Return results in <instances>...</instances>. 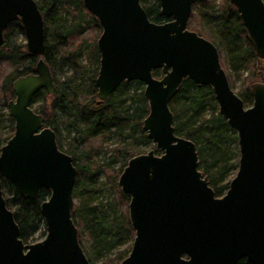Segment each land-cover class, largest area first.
Wrapping results in <instances>:
<instances>
[{
  "label": "water",
  "instance_id": "obj_1",
  "mask_svg": "<svg viewBox=\"0 0 264 264\" xmlns=\"http://www.w3.org/2000/svg\"><path fill=\"white\" fill-rule=\"evenodd\" d=\"M194 0H159L166 18L152 21L140 0H82L95 18L99 67L96 97L103 102L124 81L143 83L148 113L142 130L155 149L128 159L117 185L129 196L134 235L119 264H264V81L250 84L246 106L232 89L216 46L188 28ZM247 39L264 58V0H229ZM12 21L21 24L25 47L36 56L33 72L12 82L7 112L12 136L0 148V264H90L72 220L77 171L62 151L44 114L32 107L41 89L55 91L43 54L44 21L36 0H0V46ZM159 70L161 75L153 76ZM184 79L211 88L218 113L236 132L237 169L220 196L199 169L193 141L174 130L169 103ZM2 179L36 199L45 235L24 242L6 205Z\"/></svg>",
  "mask_w": 264,
  "mask_h": 264
},
{
  "label": "trees",
  "instance_id": "obj_2",
  "mask_svg": "<svg viewBox=\"0 0 264 264\" xmlns=\"http://www.w3.org/2000/svg\"><path fill=\"white\" fill-rule=\"evenodd\" d=\"M140 2L152 21L166 20L159 0ZM36 3L44 21L43 57L52 73L55 91L49 95L39 90L32 104L38 103L34 110L44 114V123L54 131L58 147L72 157L76 168L73 198L77 203L72 209V220L86 257L90 264H119L130 250L134 232L128 219L129 196L120 190L117 179L128 159L141 153H133L131 144L151 143L142 130L148 113L144 86L138 80L124 81L107 100L99 102L95 84L99 67L97 21L82 0ZM187 26L216 46L222 67L226 65L225 72L229 69L234 76L247 73L238 96L246 106L251 105L249 87L258 66L264 72V58L254 53L239 14L229 0H194ZM20 37L21 24L12 21L4 30L0 46V148L14 129V120L6 110L8 100L14 97L12 82L33 72L37 59L27 52ZM160 75L159 70L153 71V76ZM262 77L264 81V74ZM169 108L175 133L194 142L199 169L208 177L215 194L222 195L237 168L239 152L236 132L218 113L211 88L184 79ZM113 139L118 143L106 147ZM102 152L108 154L107 160L98 157ZM116 163L120 165L116 167ZM101 176L104 182L99 181ZM1 184L6 205L19 226L20 238L24 242L33 240L38 223L43 222L39 204L48 192L42 190L38 198L32 199L18 194L7 179H2ZM105 184L111 198L102 196ZM99 259L104 260L97 263ZM236 264L250 263L241 258Z\"/></svg>",
  "mask_w": 264,
  "mask_h": 264
},
{
  "label": "rangeland",
  "instance_id": "obj_3",
  "mask_svg": "<svg viewBox=\"0 0 264 264\" xmlns=\"http://www.w3.org/2000/svg\"><path fill=\"white\" fill-rule=\"evenodd\" d=\"M148 2L151 3V0H148ZM146 5H148V4H146ZM20 40L25 41V40H24V36H23V37H20ZM84 52H86V51L84 50ZM224 69H226V65L224 66ZM227 71H228V72H227ZM227 71H226V72L230 74L229 69H228ZM257 71H258V72H257ZM256 72H257V73H256V76L252 79V81H254V82H255V81H263V77H262V75L264 74V72L261 70V68H259V66H258ZM230 75H231L230 77H231V82H232L231 87H232V89L234 90V92L238 94V93L240 92V90L242 89L243 85H244V78H245V76L247 75V73H246V72H245V73L243 72V73H241V75H239V76H234L233 73H231ZM252 83H253V82H252ZM12 99H13V98H12ZM50 101H51V98L48 97V99H47V101H46V105H47V107H49V103H50ZM39 104H40V103H39ZM37 106H39L38 103H36V104H32L33 109H36ZM6 110H7V108H6ZM117 143H118V140H117V139H113L111 143H109V144L106 145V147H109V146H111V145H115V144H117ZM154 148H155V147H154V145H153L152 142H151L148 146H139V145H136V144H131V148H130V149H131V151H132L133 153H135L136 151H141V153H144V152H146V151H148V150H150V149H154ZM237 148H238V147H237ZM107 156H108V154H105L104 152H102L98 157H99L101 160H107V158H106ZM119 165H120V163H116V164H115L116 167H118ZM235 171H236V170H234V172L230 175V177H232V176L235 174ZM104 179H105V178H103V176H101L100 179H99V181L104 182V181H103ZM102 196H103V197H109V198L112 197V195L110 194V192L107 191V185H106V184L103 185V195H102ZM76 203H77V201H74V204H76ZM44 235H45L44 224H43V222H42V223H38V230H37V232L35 233L33 240H29V241H27V242L34 243V242L40 241V240H42V239L44 238ZM132 238H133V237H132ZM125 247H126V246H125ZM125 247H124V248H125ZM111 255H112V254L108 255V256L105 257L104 259L109 258ZM104 259H99V260L97 261V263L102 262Z\"/></svg>",
  "mask_w": 264,
  "mask_h": 264
},
{
  "label": "flooded vegetation",
  "instance_id": "obj_4",
  "mask_svg": "<svg viewBox=\"0 0 264 264\" xmlns=\"http://www.w3.org/2000/svg\"><path fill=\"white\" fill-rule=\"evenodd\" d=\"M237 169V168H236ZM232 177H230V179H231ZM230 181V180H229Z\"/></svg>",
  "mask_w": 264,
  "mask_h": 264
}]
</instances>
